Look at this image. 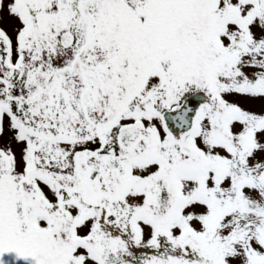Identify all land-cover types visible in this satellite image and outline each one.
I'll return each mask as SVG.
<instances>
[{
  "label": "snow or ice",
  "instance_id": "snow-or-ice-1",
  "mask_svg": "<svg viewBox=\"0 0 264 264\" xmlns=\"http://www.w3.org/2000/svg\"><path fill=\"white\" fill-rule=\"evenodd\" d=\"M0 264H264V0H0Z\"/></svg>",
  "mask_w": 264,
  "mask_h": 264
}]
</instances>
